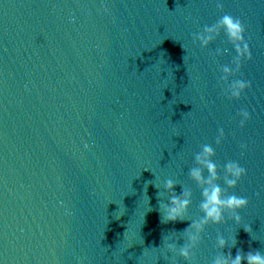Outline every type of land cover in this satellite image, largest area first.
Returning a JSON list of instances; mask_svg holds the SVG:
<instances>
[{"label": "water", "instance_id": "95a60500", "mask_svg": "<svg viewBox=\"0 0 264 264\" xmlns=\"http://www.w3.org/2000/svg\"><path fill=\"white\" fill-rule=\"evenodd\" d=\"M221 2L0 0V264H190L162 238L191 221L162 223L159 203L171 178L192 190L189 219L203 215L189 170L205 144L221 176L230 160L247 170L228 192L249 206L209 225L191 264H212L221 234L239 241L225 254L264 252V0ZM226 13L252 59L224 80L233 45L193 34ZM237 79L251 87L230 99Z\"/></svg>", "mask_w": 264, "mask_h": 264}, {"label": "clouds", "instance_id": "9594fccd", "mask_svg": "<svg viewBox=\"0 0 264 264\" xmlns=\"http://www.w3.org/2000/svg\"><path fill=\"white\" fill-rule=\"evenodd\" d=\"M216 7L223 11V3L217 0ZM104 10L107 11L106 6ZM223 33L227 37V41L231 43L235 49L236 56L233 58L235 70L230 66H223L222 71L225 74L222 79L227 80L229 76L239 72L243 60L247 58L252 59V53L248 41L245 38L246 28L243 22L230 14L222 15L213 25H205L203 31L193 34V40L198 41L199 44L207 48L214 42L220 34ZM227 49H217V53L223 55ZM251 87L250 81L241 79L233 80L226 94L230 99H240L243 93ZM239 115L243 117L240 122L241 127L245 125L247 120L251 119V114L247 110H241ZM225 133L223 128L219 130V135L216 139V144L219 145L223 142ZM246 148V145H241ZM216 156L215 149L208 144L202 146V151L195 154V165L190 168V178L201 189V202L199 204L200 211L203 213L197 219H189V209L192 205V190L186 185L180 184L182 188L181 194L175 193V188L178 184L177 181L169 178L163 181V188L173 193L167 203L160 201L159 211L162 223H176L183 221H191L190 225L182 232L172 230L171 236L164 237L163 242L167 250L175 255L182 256L190 264L194 259V250L199 246L202 241V234L206 228L211 225H221L226 223V214L230 215L237 224L241 223L242 217L240 210L249 206V200L245 197L236 195L234 192H228V189H235L238 183L247 175V170L242 167L237 161H228L224 167V175H220L221 169L214 162ZM207 173V175L205 174ZM221 181L224 186L221 185ZM157 189L161 185L155 184ZM163 195L158 191V200ZM244 230L251 234V226L244 228ZM180 234V235H178ZM183 238L186 242L178 245L179 239ZM239 243L237 235L232 237L231 245L229 241L221 234L217 236L216 245L222 251L214 257L212 264H264V252L260 250H250L245 252L242 248L238 249L235 256L229 250L227 254L224 249L236 248ZM172 264H176L174 257Z\"/></svg>", "mask_w": 264, "mask_h": 264}]
</instances>
